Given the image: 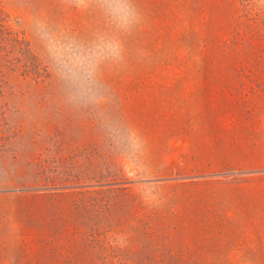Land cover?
<instances>
[{
    "label": "rangeland",
    "instance_id": "1",
    "mask_svg": "<svg viewBox=\"0 0 264 264\" xmlns=\"http://www.w3.org/2000/svg\"><path fill=\"white\" fill-rule=\"evenodd\" d=\"M125 2L127 26L107 0H0L29 53L0 36V264H264V0ZM203 116L252 169L190 168L176 132Z\"/></svg>",
    "mask_w": 264,
    "mask_h": 264
},
{
    "label": "crops",
    "instance_id": "2",
    "mask_svg": "<svg viewBox=\"0 0 264 264\" xmlns=\"http://www.w3.org/2000/svg\"><path fill=\"white\" fill-rule=\"evenodd\" d=\"M195 71L198 72L188 74L206 76L205 78L193 77L196 81L195 85L198 86H203V84L208 85L212 81L214 83L215 81L217 83L227 81V73L200 72L203 71L201 69ZM211 95L210 92L203 93L205 98ZM187 119L180 121L185 125L178 128L176 141L179 146L184 148L181 152L187 155L186 159L190 161L192 165L190 168L192 170H203L207 173H214L253 168L249 166V153L235 146L236 143L232 133H235L237 129L233 125L229 126L233 122L219 116H213L209 121H207L206 116H203L199 121Z\"/></svg>",
    "mask_w": 264,
    "mask_h": 264
},
{
    "label": "clouds",
    "instance_id": "3",
    "mask_svg": "<svg viewBox=\"0 0 264 264\" xmlns=\"http://www.w3.org/2000/svg\"><path fill=\"white\" fill-rule=\"evenodd\" d=\"M107 2L110 4L109 10L111 14L119 21L121 26H127L138 19L135 9L128 5L125 0H107ZM41 39L47 41L50 52L60 53V56L56 58L59 70L63 71L67 68V64L64 63V54L67 53L68 57L72 58L81 69L86 70L89 75L91 74V63L93 58L91 52L84 50L80 45L68 38L61 41L58 46L55 38L47 31L41 32ZM101 51L113 56L119 55L118 47L113 44L105 45ZM115 134L119 135V132L116 131Z\"/></svg>",
    "mask_w": 264,
    "mask_h": 264
},
{
    "label": "trees",
    "instance_id": "4",
    "mask_svg": "<svg viewBox=\"0 0 264 264\" xmlns=\"http://www.w3.org/2000/svg\"><path fill=\"white\" fill-rule=\"evenodd\" d=\"M0 21H3V17L0 15ZM1 39L4 40V42H7L13 49L17 48L19 51L24 55H29L27 50L23 48V39L19 38L18 34L13 32L12 30H8L3 28L2 31H0ZM0 39V40H1Z\"/></svg>",
    "mask_w": 264,
    "mask_h": 264
}]
</instances>
